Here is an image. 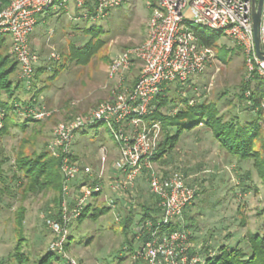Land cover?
<instances>
[{"label": "rangeland", "instance_id": "1", "mask_svg": "<svg viewBox=\"0 0 264 264\" xmlns=\"http://www.w3.org/2000/svg\"><path fill=\"white\" fill-rule=\"evenodd\" d=\"M151 2L154 0H123L119 7L98 19L76 21L61 15L52 24V28L56 30H52L53 34L41 35L33 45L30 44L37 57V64L48 67L53 63V70L48 71L49 76L54 74V70H59L61 64H66V67L52 80H47V87L39 94L35 105L51 112V115L36 125L29 123L24 130L11 126L7 134L2 135L0 147L9 159L3 168L8 175H11L18 152L31 155L47 149L46 144L53 127L63 121L68 113H84L109 98L114 81H109L106 69L120 52L135 47L145 39ZM185 23L188 26L190 24ZM49 25L39 22L34 30L41 28L47 31ZM91 28L102 30L99 36L104 43L97 54L87 65L74 61L64 62L70 45L82 46L90 39ZM196 28L199 32L207 31L200 26ZM67 34H72L73 37H68ZM209 35L214 40L210 47L214 54L211 63L203 73L181 85V89H172L170 99L175 101L169 102L162 112L174 115L184 107L182 101L186 99L190 105L213 102L225 119L236 116L247 121L257 110H251L252 104L247 101L245 106L244 101L239 98L240 85L251 78L243 50L222 32H211ZM139 69V63L135 62L125 76L128 86L131 79L138 75ZM46 75L39 79L44 78L45 82ZM16 78L21 80L20 73L17 72ZM32 79L28 83L23 81L28 89L31 88ZM36 91L32 87L29 92H23L26 97H30ZM247 96L250 93L245 94V99ZM261 107L264 110V99ZM260 125L264 131V119L260 121ZM80 137L77 135L74 141L80 140ZM81 139L73 147V152L86 164L93 167L96 165L102 144L109 147L107 149L110 153L111 135L104 124L88 128ZM108 157L110 161V154ZM163 161L165 162L157 165L161 167L160 171L164 176L170 172L179 173L196 189L195 200L188 206L192 209L196 222L195 228L187 231L193 255L204 260L208 253L218 252L223 244L231 247L239 245L244 249V236L247 232H264V188L253 171L251 162L238 161L223 151L204 126L186 130L175 149L167 153ZM246 171L251 172L249 180L245 179ZM19 182L10 181L5 184L10 186L13 193L4 195L0 202V260L7 261L22 231V236L26 239L23 250L29 254L32 262L50 251L56 253L63 264L69 259L77 264H146L137 256L140 239L132 238L136 233L135 226H132L128 235L129 239H133L134 250H137L133 252L127 250L124 235L117 225V219L120 220L124 215L122 211L125 207H131L136 214H140V202H152L145 183H138L131 190L129 199L120 201L121 207H117V204L115 208L109 206L110 211L97 222L87 219L77 228V220L73 221L67 236L70 245H62L54 251L50 247L55 240L54 235L46 223L55 211L54 191L49 189L24 195L17 189ZM113 196L109 189L104 190L92 202L98 206H108V200L112 199L115 203ZM19 209L25 211L21 229L15 219ZM69 236L71 238L68 240ZM88 239L90 242L86 244ZM8 263L15 264L11 260Z\"/></svg>", "mask_w": 264, "mask_h": 264}, {"label": "built area", "instance_id": "2", "mask_svg": "<svg viewBox=\"0 0 264 264\" xmlns=\"http://www.w3.org/2000/svg\"><path fill=\"white\" fill-rule=\"evenodd\" d=\"M56 1L0 2V34L9 36L10 53L18 62L20 78L26 83L33 77L37 64V57L29 47V36L38 17L52 9ZM66 1L61 0L62 4ZM70 1L79 9L90 2L94 12L90 19L103 17L123 3V0ZM154 1L145 39L120 52L106 69L107 78L114 81L109 98L84 113L58 122L52 129L46 148L58 160L62 179L59 214L46 221L54 235L50 245L54 251L67 243L69 226L96 195L109 189L116 200L125 201L138 183H145L148 193L156 198L157 213L135 226L137 239L144 232L148 234L137 256L146 264L203 263L191 254L186 230H163L194 201L196 189L179 173L164 176L153 159L163 134L160 121L152 117L153 101L164 93L166 86L176 82L185 85L203 73L214 58L211 48L200 43L193 30L195 26L232 38L243 50L248 74L254 72L260 80H264V60L254 50L252 0ZM84 16L88 17L86 13ZM259 49L264 53V0L260 7ZM135 62L140 69L130 87L125 83V76ZM17 108L23 118L40 121L51 115L42 107ZM4 117L5 110L0 106V134ZM101 124L110 132L114 156L109 162L108 149L102 146L93 167L75 156L74 140L82 131ZM74 185L79 187L75 189ZM116 204L108 200L111 208ZM66 264L77 263L69 259Z\"/></svg>", "mask_w": 264, "mask_h": 264}, {"label": "trees", "instance_id": "3", "mask_svg": "<svg viewBox=\"0 0 264 264\" xmlns=\"http://www.w3.org/2000/svg\"><path fill=\"white\" fill-rule=\"evenodd\" d=\"M0 2H4V0H0ZM153 6H155V1L151 2L150 8ZM82 10L84 14L86 13V15H88L86 18L94 14L90 2H88ZM193 30L200 43L203 45L210 48L214 44V40L209 34L217 31L207 29L206 32H199L196 26L193 27ZM89 32L91 33V37L84 45H70L69 53L64 56V62L74 61L82 65H87L91 58L97 54L104 43V40L99 36L102 30L101 28H91ZM10 48L11 42L9 36L5 33L0 34V106L6 113L3 120L0 140L2 135L7 134L11 126L19 127L21 130H24L31 122L34 125H36L37 122H41L33 118H21L17 107H35L39 94L47 87L45 84L60 73L61 69L66 67V64H61L60 69L54 70V74L49 76L48 71L53 70V63L48 67L41 63L36 64L34 66V75L30 87H34L37 91L34 95L26 97L24 92H29L31 88L28 89L24 86L25 83L22 79L19 80L16 78L17 72L19 73V65L15 57L10 53ZM44 75H46L45 82L43 81L44 78L39 79L40 76ZM250 76L251 78L249 80L244 81L240 85L239 96L241 101H244L245 106L248 101V103L252 104L251 110H257L254 115L251 114V117H249L247 121H242L236 116L228 120L225 119L224 116L219 113L216 104L213 102H201L190 105L186 99L182 101L184 107L180 108L174 115L163 113L162 110L167 107L168 103L175 101L174 99H170V93L173 90L177 91L181 89L179 82L171 84L172 86L174 85V87L169 85L166 86L164 93L157 96L153 101L155 110L152 117L160 121L163 132L162 140L153 158L154 161L158 165L161 162L164 163L163 157L175 149L183 133L186 130H191L202 125L210 132L213 139L223 151L231 157L236 158L238 161L251 162L252 169L264 188V131L260 125V121L264 119V110L261 107V102L264 99V80H260L254 72ZM136 77L137 76L131 79L129 84L130 87L134 85ZM23 86L25 87L24 89L22 88ZM21 92L23 93L20 94ZM247 92L250 93V96H247L245 99V94ZM81 113L82 112L71 111L64 117L63 121ZM81 134L85 135L86 130L82 131ZM8 160V156L0 147V202L4 195L9 196L13 193H11L10 186L5 185L10 181H20L17 185V189L24 195L52 189L55 193L53 198L55 211L52 217H57L59 214L62 185L58 160L52 156L47 149L38 154L34 153L31 155L21 151L15 156L11 175H8V172H5L3 168L6 163L9 162ZM244 176L246 180H249L251 172L246 171ZM78 187L79 186L74 185L75 189ZM97 197L98 195L93 199L94 202L97 200ZM150 198L152 200L150 204L140 202L139 206L142 213L136 214L134 210H131V207L127 206L124 208V211H122L124 215L120 220H117L119 221L117 225L120 226L119 231L124 235L127 250L129 251H137L134 250L133 239L128 238L132 226H136L145 219L152 218V216L157 213L156 198L152 195H150ZM94 202L91 201V203L84 208L80 217L76 219V223L78 224L77 228L87 219L91 222H97L100 217L106 215L110 211L109 206H98L94 204ZM116 203L118 205L117 207H121L120 200L117 199ZM188 206L183 209L178 219H174L168 226L163 228L165 232L176 230L188 231L195 228V218L193 213H191L192 209H189ZM24 216L25 211L19 209L15 218L18 228L22 226L25 218ZM133 237L136 238L137 234L135 233L132 238ZM147 237L148 234L146 232L139 236L140 245L138 249L141 244L147 240ZM70 238L71 236H69L68 240ZM25 241L26 239L22 236L21 231L19 237L16 239L13 252L9 254L7 261L1 259L0 264H9L8 262L10 260L15 264H63L60 261V257L56 255V253L50 251L45 252L37 258V260L32 262L29 254L23 250ZM89 242L90 239L86 241V244ZM244 242V249L239 247V245L234 247L227 244L221 245L218 248V252L208 253L205 259H202V264H264V232H247L244 236ZM69 245L70 244L67 242L65 247ZM191 254H193L192 250Z\"/></svg>", "mask_w": 264, "mask_h": 264}, {"label": "crops", "instance_id": "4", "mask_svg": "<svg viewBox=\"0 0 264 264\" xmlns=\"http://www.w3.org/2000/svg\"><path fill=\"white\" fill-rule=\"evenodd\" d=\"M61 15L63 17L66 16V17L70 18V20L74 19L76 21H81V20H83V19L86 18L84 16V11L82 9L77 8L72 1L68 0L64 4H62L61 0H57L55 2V5L52 7V9H50L46 14H44L42 16H39L38 19H37V25L40 22L42 24H45L46 26L49 25V23H50L51 26L50 25L48 26L47 31L44 30V29H41V28L38 29V31L33 30V32L29 36V45L32 44L33 42L37 41L38 38L41 37V35H47L48 34L50 36L51 34H53V32H54L55 29H54V27L52 28V24L53 23L55 24L57 22L55 19L60 18ZM35 29H36V27H35ZM70 29H72V27H70ZM52 30H53V32H52ZM67 36L68 37H73L72 34H67ZM30 50L32 51L31 47H30ZM169 86H172V85H169ZM80 136L82 137L83 134L80 133L79 134V137ZM81 137H80V140H82ZM80 140L76 139V141H74V146L76 144H79V141ZM84 144H85V142H84ZM101 146H104V145L102 144ZM109 146H111V148L109 149V152H110L109 154L111 156L110 159H112L113 158V154H114V150H113V147H112V143H110ZM106 147L109 148L108 146H106Z\"/></svg>", "mask_w": 264, "mask_h": 264}, {"label": "water", "instance_id": "5", "mask_svg": "<svg viewBox=\"0 0 264 264\" xmlns=\"http://www.w3.org/2000/svg\"><path fill=\"white\" fill-rule=\"evenodd\" d=\"M261 2L262 0H252L251 23L255 54L259 59L264 60V53H262L259 49V24Z\"/></svg>", "mask_w": 264, "mask_h": 264}]
</instances>
